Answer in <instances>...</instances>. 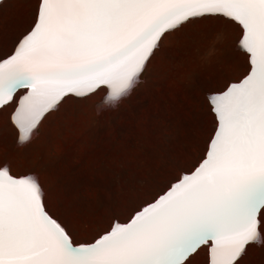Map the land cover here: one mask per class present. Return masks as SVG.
Here are the masks:
<instances>
[{"label": "snow or ice", "instance_id": "1", "mask_svg": "<svg viewBox=\"0 0 264 264\" xmlns=\"http://www.w3.org/2000/svg\"><path fill=\"white\" fill-rule=\"evenodd\" d=\"M3 0H0L2 3ZM10 52L0 54V117L25 145L48 114L101 92L117 105L163 39L199 21L238 25L242 78L210 96L206 152L126 223L78 242L49 213L39 179L0 155V264H241L264 245V0H35ZM9 109L11 111L9 112Z\"/></svg>", "mask_w": 264, "mask_h": 264}, {"label": "rangeland", "instance_id": "2", "mask_svg": "<svg viewBox=\"0 0 264 264\" xmlns=\"http://www.w3.org/2000/svg\"><path fill=\"white\" fill-rule=\"evenodd\" d=\"M35 7V0L0 3V35H8L0 38V54L11 51ZM239 36L238 25L218 19L166 36L119 104L99 107L103 92L72 97L22 146L5 114L0 155L13 162V173L36 175L51 213L78 242H92L115 221L127 222L203 157L216 126L210 96L247 70L236 47ZM195 264H211L209 246ZM241 264H264V245L250 248Z\"/></svg>", "mask_w": 264, "mask_h": 264}, {"label": "bare ground", "instance_id": "3", "mask_svg": "<svg viewBox=\"0 0 264 264\" xmlns=\"http://www.w3.org/2000/svg\"><path fill=\"white\" fill-rule=\"evenodd\" d=\"M0 36H2V37H0L1 38V40L2 39H5V38H7V34L6 33H3V34H1ZM19 134V133H18ZM34 137V136H33ZM54 173V172H53ZM15 174V173H14ZM15 175H17V174H15ZM34 175V174H33ZM17 176H20V174L19 175H17ZM36 176V175H35ZM37 177V176H36ZM41 179V178H40ZM53 182V181H52ZM57 182V181H56ZM48 183V182H47ZM44 185V184H43ZM49 186V185H48ZM51 187V186H50ZM46 189V188H45ZM44 190V189H43ZM46 191V190H45ZM49 192V191H48ZM52 192V191H51ZM60 192V191H59ZM46 197V196H45ZM45 205H46V207H47V210L49 211V213L51 214V215H53L52 213H51V211L49 210V208H48V205H47V203H46V200H45ZM70 210V209H69ZM54 216V215H53ZM54 218H56V216H54ZM58 219V218H57ZM60 221V220H59ZM61 222V221H60Z\"/></svg>", "mask_w": 264, "mask_h": 264}, {"label": "water", "instance_id": "4", "mask_svg": "<svg viewBox=\"0 0 264 264\" xmlns=\"http://www.w3.org/2000/svg\"><path fill=\"white\" fill-rule=\"evenodd\" d=\"M126 223V222H125Z\"/></svg>", "mask_w": 264, "mask_h": 264}]
</instances>
